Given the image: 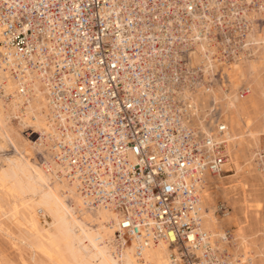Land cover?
Segmentation results:
<instances>
[{"label": "built area", "instance_id": "built-area-1", "mask_svg": "<svg viewBox=\"0 0 264 264\" xmlns=\"http://www.w3.org/2000/svg\"><path fill=\"white\" fill-rule=\"evenodd\" d=\"M263 26L264 0H0V66L42 81L52 159L138 253L163 242L172 264H233L201 226L200 189L227 159L214 90L232 91L223 67Z\"/></svg>", "mask_w": 264, "mask_h": 264}, {"label": "bare ground", "instance_id": "bare-ground-1", "mask_svg": "<svg viewBox=\"0 0 264 264\" xmlns=\"http://www.w3.org/2000/svg\"><path fill=\"white\" fill-rule=\"evenodd\" d=\"M247 40L253 43L250 48L251 54L241 61L223 67L229 75L232 91L229 94L223 92L219 96L218 91L214 90L216 98L222 103L225 113L224 121L229 131L225 147L227 159L221 171L207 174L206 184L200 189L203 208H205L201 226L217 237L218 247L226 249L233 264L256 263L249 257L251 252L249 253L248 246L240 247L239 243L241 239H244V235H241L244 227L236 228L233 225L235 219L239 217L234 212L240 214L248 207L246 200L240 198L236 192L237 187L243 184L241 173L244 171L245 164H254L255 169L259 167V179L264 183V108L260 109V103L258 104L256 99L258 98L256 96L264 99V26L261 30L248 34ZM2 49L0 46V52ZM26 76L27 84L23 79L15 77L7 65L0 66V136H3L7 143L13 142L12 135L5 126L6 112L10 110L9 113L17 116L20 113V118L30 125L33 128V134L37 135V141L32 143L38 150L40 149L41 155L37 158V163H33L34 161L32 162L29 158H25L26 162L20 161L22 159H9L10 165L9 163L6 165L9 172L4 171V178H0V185L7 187L5 184L7 176L19 177L20 184L16 187L20 193L26 195L20 200L21 206L27 211L21 215L28 222L32 221L35 227H38V223L41 222L38 217H43V225L47 227L46 234H43L46 240L41 241L39 245L54 252L62 260L67 258V254L73 260H79L81 255L79 253L85 251L83 256L86 255L89 261L87 260L88 263L84 264H172L169 260V250L163 242L151 244L138 253L135 239L128 240L123 236L119 227L118 213L103 205L91 204L79 191L76 182L63 175V170L51 157V148L46 135L49 131V110L45 88L42 81L35 75L28 72ZM245 81L249 84L250 91L247 95L240 97L234 89ZM15 115L14 117H17ZM4 146L0 144V148ZM18 151L24 153V149H18ZM257 165L261 167H256ZM59 171H62V174ZM232 181L234 184H230ZM218 201H225L232 209L230 215L221 220L214 215ZM14 208L19 212V205L15 204ZM56 222H58L57 231L52 233L48 226L53 223L52 226H54ZM225 226H234L232 233L235 238L231 243L220 241ZM41 229L38 228L36 232L40 234ZM28 230L29 227L27 233ZM118 231L119 235H117ZM27 240L31 243L30 238ZM61 241L66 247H59ZM76 242L78 245L75 247ZM238 247L242 248L243 252L241 249L238 250ZM257 249L258 254L263 258L261 263L264 264V245H258Z\"/></svg>", "mask_w": 264, "mask_h": 264}, {"label": "rangeland", "instance_id": "rangeland-1", "mask_svg": "<svg viewBox=\"0 0 264 264\" xmlns=\"http://www.w3.org/2000/svg\"><path fill=\"white\" fill-rule=\"evenodd\" d=\"M256 97H258L256 99L258 104L260 103L259 104L260 109L264 108V101H263L264 99L259 96ZM9 111L10 110L6 112L7 120L5 122V126L7 127V130L10 131L13 138V142H10L8 140L9 143H7L6 139L3 136H0V144H2V146L5 145L4 148L3 147L0 148V156L2 155V157H0L2 158L0 160V174L2 173L0 175V178L2 177L4 178V174H5L4 171H8L7 170L8 167H6V165L8 163L10 165L9 159H17V160L22 159L20 161L26 162L25 158H29L32 162L34 161L33 163H37L38 162L37 158L41 155L40 149L38 150L36 145L32 143V142H36L38 139L37 135L33 134L32 132L33 128H31V126L28 125L27 123H24L25 121L22 118H20V113H18L19 116L18 117L14 113H9ZM14 115L17 117H14ZM263 146H264V139H263ZM17 148L21 150L24 149V153L18 151ZM258 166L261 167V165H257L256 167ZM258 168L255 169L254 164H245L244 171L241 173L243 184L237 187L236 192H238L240 198L246 200L248 207H246L245 212H241L240 214L234 212L236 216L237 215L239 216L238 217L239 219L238 218L235 219L236 221L233 223V225H235L236 228L244 227V231H241V235H244L243 237L244 239H241V242L239 243L241 244L240 247L245 248L246 246H248L249 253L251 252L249 255L250 259H252L253 262L255 261L258 264H262L261 261L263 258L262 256H260V254H258L257 248L258 245H264V183H262V180L259 179L260 177L258 175ZM12 175L14 174L12 173ZM18 178L19 177L15 175L13 177L7 176L5 184L8 187V190L7 187L4 188L2 185H0V264L88 263L89 261L88 257L86 255L83 256L85 251H83V253H79L81 254L79 255L78 258L79 260H73V258H71L70 255L68 256V254L66 256L67 258H63L64 260H62L61 258H58V255L55 254L54 252L48 251V249L43 248L39 245L41 241L46 240L44 239L45 237L43 238V234H46L45 228L47 227L43 225L44 223L43 217H38V219L41 222L38 223V227L37 226L35 227L32 221L28 222V220H26L21 215L27 212L26 209L23 206H21V200H20V198L25 197L26 195L24 196L22 193H20V191L16 187L17 184L18 185L20 184ZM230 184H234V182L232 181ZM10 188L12 190H10ZM7 197L10 199H8ZM15 204L19 205L20 213L17 211V209L14 208ZM8 205L10 206V208ZM231 205L233 207V204ZM15 211L18 212V213L16 212L17 215L16 213H14ZM3 224L5 226H3ZM53 224L48 226V229L50 228L49 230L52 231V233H55L58 228V222H56L55 225L52 226ZM28 227L29 230L27 233ZM38 228L43 229V230L41 229L40 234L36 232ZM31 234L33 237L31 236ZM29 238L31 240V243L32 244L34 243L33 244L34 246L30 243V241L27 240ZM39 238L40 240H38ZM76 243H75V247L78 245V243L77 244ZM60 246L63 248L66 247L65 243L62 241L59 247ZM240 249L242 250V248L238 247V250Z\"/></svg>", "mask_w": 264, "mask_h": 264}]
</instances>
